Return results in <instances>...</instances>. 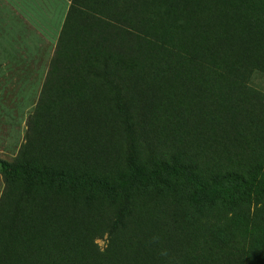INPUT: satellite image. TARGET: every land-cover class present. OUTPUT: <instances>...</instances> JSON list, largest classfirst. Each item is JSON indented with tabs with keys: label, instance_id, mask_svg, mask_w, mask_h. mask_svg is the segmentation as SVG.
<instances>
[{
	"label": "rangeland",
	"instance_id": "374dc122",
	"mask_svg": "<svg viewBox=\"0 0 264 264\" xmlns=\"http://www.w3.org/2000/svg\"><path fill=\"white\" fill-rule=\"evenodd\" d=\"M69 1L0 0V264H264V0Z\"/></svg>",
	"mask_w": 264,
	"mask_h": 264
},
{
	"label": "trees",
	"instance_id": "16d2710c",
	"mask_svg": "<svg viewBox=\"0 0 264 264\" xmlns=\"http://www.w3.org/2000/svg\"><path fill=\"white\" fill-rule=\"evenodd\" d=\"M50 78V77H49ZM114 104L116 107V111L118 114V117L120 119L121 125L124 129V133L128 142L129 150L132 151L133 149V124H132V115L131 111L129 108V105L127 102L124 100V98L121 95H116L114 98ZM34 119L30 118V125L32 126V121ZM30 135H29V140H30ZM31 155V147L27 143L19 152L18 157H17V164L21 168H31L33 166V161L30 159ZM7 173H6V178L7 182L8 179L12 177V169L10 166H7ZM221 180V179H220ZM231 184L234 186L233 189L238 188V191H232V193L229 194V197L234 198L240 207L244 208V211L246 214H248L249 217H251L253 220L256 221L258 216H261L264 214V209L262 207H256L253 212H251V195L248 193V183L249 180L246 178V176H236L232 175L231 177ZM232 189V190H233ZM126 209H123L119 211L117 219L115 223L112 226L111 232L114 233L116 232L122 225L124 221V216H125ZM261 227L264 228V222L261 224Z\"/></svg>",
	"mask_w": 264,
	"mask_h": 264
},
{
	"label": "crops",
	"instance_id": "0c3cea01",
	"mask_svg": "<svg viewBox=\"0 0 264 264\" xmlns=\"http://www.w3.org/2000/svg\"><path fill=\"white\" fill-rule=\"evenodd\" d=\"M15 1L16 0H13V2ZM105 2H109V1L100 0V2L99 3L97 2V4L103 5ZM42 6L44 7L43 11L38 9V11H36V17L32 18L31 14H29L30 18L27 19V24L28 27L30 26L29 29L33 31V33L30 31L28 32L31 36L30 39H32L33 41L39 39L46 43H50L55 39H57V36L60 35V32L64 27V23L67 18V15L71 9V2L69 0H45ZM105 7H107L106 10L110 8L108 7V5H106ZM21 15L22 13L20 11H14V16H17L20 20V22L18 21L19 24H24L23 20L20 17ZM54 22H59V25H58V29L56 30V37L51 38L46 34V32L53 30V25L55 24ZM32 48L36 49V47H33V45Z\"/></svg>",
	"mask_w": 264,
	"mask_h": 264
}]
</instances>
